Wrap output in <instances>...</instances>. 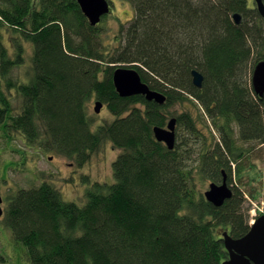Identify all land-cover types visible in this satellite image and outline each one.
Listing matches in <instances>:
<instances>
[{
	"label": "trees",
	"instance_id": "1",
	"mask_svg": "<svg viewBox=\"0 0 264 264\" xmlns=\"http://www.w3.org/2000/svg\"><path fill=\"white\" fill-rule=\"evenodd\" d=\"M116 1L134 18L111 51L99 34L108 16L92 27L77 0H0V131L78 166L106 143L119 151L114 180L91 184L84 205L44 181L8 197L2 219L28 264H222V233L238 239L251 229L244 196L264 203L243 191L256 165L238 145L264 147V98L252 85L264 61V18L253 0ZM119 66L136 69L165 104L120 97ZM193 70L204 76L202 89ZM97 102L110 119L96 121ZM173 118L169 150L153 129ZM224 172L236 187L216 207L201 184L221 183Z\"/></svg>",
	"mask_w": 264,
	"mask_h": 264
},
{
	"label": "rangeland",
	"instance_id": "2",
	"mask_svg": "<svg viewBox=\"0 0 264 264\" xmlns=\"http://www.w3.org/2000/svg\"><path fill=\"white\" fill-rule=\"evenodd\" d=\"M112 6L111 14L100 24L99 31L102 37L101 42L111 51L119 47L120 42H124V39H121L123 35L120 27L129 26L134 18V11L129 4L115 0ZM28 65L29 60L17 71L22 75ZM10 102L13 108L19 106L17 97H11ZM94 108L93 103L90 105V110L96 116V121L112 117L107 106H103L100 114H96ZM173 110L180 111L178 107H174ZM16 138L13 141L7 138L3 131H0V194L3 198V209L6 208L7 198L13 196L18 189L37 186L44 181L52 182L66 201L84 205L87 190L91 184L111 183L114 180L112 163L119 151L115 150L110 143H106L101 152L93 155L89 162L78 166L63 156L52 153L43 155L42 150L27 148L21 136ZM238 145L243 149L251 150V164L256 165L255 170L248 173L250 182L243 191L245 194L250 191L257 192L258 200L263 198L264 201V147L255 142H241ZM18 150L28 153L25 160L22 159ZM84 178L89 179L90 184L86 183ZM253 178H256L255 182H252ZM244 180L247 182V177ZM210 183V181H205L201 184L203 193ZM231 186L232 189L235 188V182ZM244 197L246 199L244 209H249L250 220H253L251 211L257 203L252 202L247 196ZM262 207L264 208V205ZM0 264H28L24 250L15 243L12 232L2 218L0 219Z\"/></svg>",
	"mask_w": 264,
	"mask_h": 264
},
{
	"label": "water",
	"instance_id": "3",
	"mask_svg": "<svg viewBox=\"0 0 264 264\" xmlns=\"http://www.w3.org/2000/svg\"><path fill=\"white\" fill-rule=\"evenodd\" d=\"M82 12L88 18L92 27L98 26L103 17L111 14V0H77ZM259 14L264 18V0H254ZM239 23V14L234 16ZM193 83L201 88L204 76L197 70L192 71ZM113 84L116 92L122 98L143 96L146 101L164 105L167 97L156 90L150 88L149 84L142 80L140 73L131 67L119 66L113 75ZM252 85L255 93L264 98V61L259 62L252 73ZM102 103L97 102L94 111L100 114ZM177 119L173 118L167 127H154L153 131L156 139L164 143L169 150L176 147ZM51 159V158H50ZM208 202L216 207L222 206L226 200L230 199L233 191L228 182V175L223 173L221 183H210L208 189L203 193ZM3 198L0 195V219L3 217ZM227 259L222 264H264V215L259 216L255 223H252L250 231L243 237L235 239L227 231L222 233Z\"/></svg>",
	"mask_w": 264,
	"mask_h": 264
},
{
	"label": "built area",
	"instance_id": "4",
	"mask_svg": "<svg viewBox=\"0 0 264 264\" xmlns=\"http://www.w3.org/2000/svg\"><path fill=\"white\" fill-rule=\"evenodd\" d=\"M263 205H264V203H262V205L260 207L261 210H259L260 208L257 205H255L254 209L251 211L252 212L251 215L253 214L252 215L253 220L259 216V215H257V213H264V208L262 207ZM253 220H252V223H254Z\"/></svg>",
	"mask_w": 264,
	"mask_h": 264
},
{
	"label": "bare ground",
	"instance_id": "5",
	"mask_svg": "<svg viewBox=\"0 0 264 264\" xmlns=\"http://www.w3.org/2000/svg\"><path fill=\"white\" fill-rule=\"evenodd\" d=\"M204 82V81H203ZM192 83H193V80H192ZM194 84V83H193ZM195 86V85H194ZM196 87V86H195ZM196 88H198V87H196ZM203 88V85H202V87L201 88H198V89H202ZM3 217H4V214H3Z\"/></svg>",
	"mask_w": 264,
	"mask_h": 264
},
{
	"label": "flooded vegetation",
	"instance_id": "6",
	"mask_svg": "<svg viewBox=\"0 0 264 264\" xmlns=\"http://www.w3.org/2000/svg\"><path fill=\"white\" fill-rule=\"evenodd\" d=\"M112 6V5H111Z\"/></svg>",
	"mask_w": 264,
	"mask_h": 264
}]
</instances>
